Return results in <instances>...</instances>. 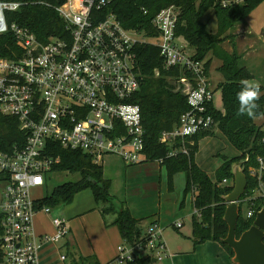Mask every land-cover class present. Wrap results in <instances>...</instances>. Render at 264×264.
<instances>
[{
	"label": "built area",
	"instance_id": "1",
	"mask_svg": "<svg viewBox=\"0 0 264 264\" xmlns=\"http://www.w3.org/2000/svg\"><path fill=\"white\" fill-rule=\"evenodd\" d=\"M241 1L220 2L227 7ZM114 2L65 0L54 10L67 35L41 43L27 29L6 23V12L19 11L27 3L0 0V35L11 32L20 52L14 59L0 58V115L14 119L20 133L8 146L0 147V184L4 185L0 194V264H52L44 263L48 250L55 253L51 257L57 256L58 264H71L66 255L54 251L69 233L66 219H51L53 235H38L33 227L36 214L51 212L39 207L42 197L34 199L32 194L41 190L58 163L50 155L52 145L80 151L96 165L109 156L128 166L147 162L141 111L130 102L139 89L137 45L156 47L166 70L179 68L189 73L175 82L183 87L188 110L178 125L159 139L170 147L168 156L188 155L187 147L193 145L188 139L202 132L215 133L216 123L207 110L209 104L213 107L214 91L207 80L205 61L194 59L175 36L180 10L175 6L159 10L151 19L156 36L150 37L124 29L112 12L105 13ZM261 130L264 133V125ZM256 163L248 173L256 179L257 187L251 196L242 202L239 199V204L247 207L258 198L263 199L264 207V156H258ZM218 186L232 187L233 183L224 179ZM253 214L247 208L244 217ZM173 227L179 229L181 223ZM142 232L141 241H122L115 256L102 264L162 261L163 229L151 223Z\"/></svg>",
	"mask_w": 264,
	"mask_h": 264
},
{
	"label": "trees",
	"instance_id": "2",
	"mask_svg": "<svg viewBox=\"0 0 264 264\" xmlns=\"http://www.w3.org/2000/svg\"><path fill=\"white\" fill-rule=\"evenodd\" d=\"M9 1H22L27 4L19 11L5 13L8 25L15 23L19 27L27 29L41 43H46L50 37L61 38L67 35L65 24L54 10L65 0ZM220 1L115 0L113 5L105 10V13L112 12L124 29L144 32L145 35L154 37L156 32L152 28L151 19L159 10L175 6L180 10L175 36L182 39L186 46L193 50L194 59L205 61L204 65L207 71L211 59L205 60V58L209 53L220 61L221 64L217 68V72L223 79V82L218 85L222 110L213 108L211 104L207 110L216 123L217 131L239 152V155L230 159L221 156L222 164L215 170L213 179H210L195 163L199 141L213 136V132L198 133L188 139L193 141V145L187 147L188 155L169 157L170 147L159 142L161 134L176 127L180 116L188 110L183 87L175 84L178 78L189 77L186 70L179 68L166 70L156 47L137 45L134 51L139 89L130 102L137 104L141 111L144 154L147 162H158L164 168L168 191L173 190V178L176 174L183 173L185 176L183 195H191L192 206L197 212L191 216L193 245L206 241L218 242L231 258L232 250L222 244L221 240L226 237L228 230L223 221L225 203L222 197L230 193L232 187H220L218 184L224 179L233 183L230 173L231 165L246 160L243 166L247 185L240 198L241 202L251 196L257 187V181L250 177L248 168L257 167L256 158L264 156V144L262 143L264 133L261 130L264 122H256L257 119L264 117V88L258 86L261 95L256 102L255 115L249 117L246 114H240L237 93L247 81L253 78V75L241 62L238 54L235 52L230 54L220 49V43L226 39H232L233 35L230 31H233L241 23L252 8L264 0H242L240 3L227 7H222ZM210 9L214 11L216 19L215 34L207 32L201 21V18ZM19 54V47L14 35L11 32L0 35V58L14 59ZM18 137H20V133L17 130L16 121L0 115V147L8 146ZM52 146L50 155L57 158L58 163L51 172L78 174L79 179L54 187L50 195L40 200L39 207L52 209L59 205L69 204L78 193L89 190L94 202L103 205L100 210L102 219L104 220L108 215L114 217L110 225L117 228L122 241L129 244L141 241L143 232L140 225L147 219H135L126 206L116 207L112 203L109 192L110 181L103 177L102 166L92 163L91 158L80 151L63 149L58 144ZM241 204H239V212ZM262 205L263 199L258 198L254 201L253 206L248 205L247 207L253 210L252 217L247 219L244 216H239L235 229L236 238H239L252 225L255 214ZM103 222L107 226L106 221ZM88 263L100 264L90 256L71 260V264ZM138 264H148V262L141 260Z\"/></svg>",
	"mask_w": 264,
	"mask_h": 264
},
{
	"label": "rangeland",
	"instance_id": "3",
	"mask_svg": "<svg viewBox=\"0 0 264 264\" xmlns=\"http://www.w3.org/2000/svg\"><path fill=\"white\" fill-rule=\"evenodd\" d=\"M201 21L204 23L207 32L210 34L216 33L217 24L212 9L206 12L201 18ZM241 22L252 31L253 36L258 38L261 46L264 48V2L252 8ZM238 28L239 25L233 31H230L233 38L222 41V43H220V49L230 54L232 52L238 53ZM178 39L182 43V40L180 38ZM182 44L185 45L184 43ZM185 50L189 53H193V50L186 45ZM208 59H211V63L208 69L209 74H207V80L213 91L215 90L213 108L221 111V97L217 84L218 82H223V79L216 71V68L220 66V61L212 57L210 53L205 58V60ZM245 65L252 74H254L251 84L257 82L259 85L264 86V59L252 60L249 58ZM261 118L263 119H260L258 122H264V117ZM238 155L239 152L233 148L216 129L213 136L200 140L195 161L197 165L208 174L209 178L213 179L215 170L222 164L221 156L230 159ZM101 165L104 171V178L110 181V195L112 197V203L116 207L122 205L126 206V202H128V208L130 209L131 207L134 212L138 213L139 210L146 206L143 204L145 202L149 203L152 199V208L155 210L154 212H159L162 216V222L168 223L165 227H161L163 229L162 238L165 244V252L163 253L164 258L161 262L155 264H177L176 261L171 262L169 260L170 257L167 256L177 251L179 253H184L185 251L191 253L193 249L191 219L189 217L192 211L190 203L191 196L190 194H187V196L185 195L186 197L183 195L185 186V176L183 173L174 176V189L168 191L165 170L158 165L157 162H148L138 167H130L114 157L111 159L104 158ZM159 168H161V171H159ZM78 179V174L50 172L44 186L41 190L33 192L32 198H44L50 195L53 188L57 185L65 182H75ZM3 190L4 185L0 184V194ZM102 208V204H96L94 202L91 192L85 190L78 193L71 203L52 208L49 215L42 213L36 214V230L41 234H53L54 229L51 225V219L55 217L64 218L67 221V226H69L68 229L70 228L71 230L68 235L57 244L58 246H56L54 251L56 253L58 252V254L66 255L67 262H71L72 259L78 260L80 257L85 258L89 256L96 259L94 246L100 248L99 241L101 237L99 232L103 226L106 227L103 221L105 220L106 224H109L114 218L112 215H108L105 216L103 220L100 215V210ZM246 210L247 205L245 203L241 204L239 216H245ZM88 214H92V216L88 217L90 221L86 220L85 223L84 221H79L81 217ZM177 221L183 222L184 225L182 228L175 229L172 227L171 224ZM54 254L52 250H48L47 253L44 254V256L48 258L44 263L53 262L52 264H58L56 262L57 256L51 257ZM109 254L110 251L104 249L101 251L100 255H98L100 256L97 257L98 261L104 260ZM208 260L210 263L213 261L212 257Z\"/></svg>",
	"mask_w": 264,
	"mask_h": 264
},
{
	"label": "crops",
	"instance_id": "4",
	"mask_svg": "<svg viewBox=\"0 0 264 264\" xmlns=\"http://www.w3.org/2000/svg\"><path fill=\"white\" fill-rule=\"evenodd\" d=\"M242 23L243 22H241L239 24V28L237 29V40H238L237 41V46H238V48H237V52L238 53L237 54L240 56L241 62L242 63L244 62L243 64L246 67L245 63H247V60H249V58L252 59V60H260L261 58L264 59V48L261 46V43L259 42L258 38H255L253 36L252 31L244 23L243 24ZM180 43H181V41H180ZM182 43H184V42L182 41ZM217 68H216V71H217ZM248 71L252 74V72L249 69H248ZM208 74H209V71H208ZM252 75L254 77V74H252ZM251 81L253 82V79L247 81L246 84H248V83L251 84L252 83ZM219 83H221V82H218L217 85H219ZM254 83L255 84H251V85L262 86V85H259L257 82H254ZM262 87L264 88V86H262ZM218 91L220 93V90H218ZM214 93H215V90H214ZM220 97H221V95H220ZM221 110H222V105H221ZM260 119H263V118H260ZM260 119H257L256 122H258ZM258 123H261V122H258ZM106 158L111 159V158H114V156H109V157H106ZM115 158H118V157H115ZM195 159H196V155H195ZM144 163H148V162H143V163H140V164L131 165L130 167H138L139 165L144 164ZM195 163H196V161H195ZM158 165H159V163H158ZM196 165H197V163H196ZM159 171H161V168H159ZM103 174H104V171H103ZM166 186H167V181H166ZM173 189H174V186H173ZM109 192H110V189H109ZM190 203H191L192 211L189 214V217L191 219V216L193 214H195V210H194V208L192 206V197H190ZM143 205H146V206H144V208L139 210V212L137 213V212H134V210L131 207L129 209L128 208V202H126V206L129 209V211H130V213H131L133 218H135V219H147V220L143 221L141 223V225H140L142 231H144V229L148 225H150L152 222H155L157 225H159L162 228L165 227L166 225H168L167 222H162V220H161L162 216H161V214L159 212H154L155 210L152 208V199H151V201L149 203L145 202ZM183 206H184V204H183ZM89 216H92V214H88V215H85V216L81 217L79 219V221H84V223L86 222V220L90 221L88 219ZM178 222L181 223V227L180 228H182L183 225H184L182 221L181 222L177 221V222L172 223L171 224L172 227H173V224L178 223ZM35 223H36V221H35V217H34V219H33L34 232L36 234H38V235H41L40 232H37ZM191 228H192V226H191ZM70 230L71 229L69 228V231ZM53 234H54V232H53ZM53 234H50V235H53ZM99 234H100V237H101V240L99 241L100 242L99 246H100L101 249L100 248H96V246H94V254L96 255L97 262L102 264V263H106V262L110 261L115 256L116 250H117V246H118L119 243L122 242V240H121V238L119 236L117 228L115 226L110 225V223L109 224L107 223L106 227L103 226V228L100 230ZM112 234H114V235H112ZM46 235H49V234H46ZM114 245H115V248H114ZM104 249L109 250L110 254H109V256L107 258H104V260L98 261L97 257H100L98 255H100L101 251H103ZM179 251H180V249H179ZM167 257H170L169 260L171 262L172 261H176L177 264H209L210 262H209L208 259H210L211 257H212L213 261L210 264H232L231 261H230V258L228 256V253L221 246V244H219L218 242H215V241H206L204 243L197 244L195 246L193 245V249H192L191 253L186 252V251L184 253H179L177 251V252L172 253L170 256H167ZM166 260H168V259H166ZM152 263H155V261H152Z\"/></svg>",
	"mask_w": 264,
	"mask_h": 264
},
{
	"label": "water",
	"instance_id": "5",
	"mask_svg": "<svg viewBox=\"0 0 264 264\" xmlns=\"http://www.w3.org/2000/svg\"><path fill=\"white\" fill-rule=\"evenodd\" d=\"M245 161L231 165L232 190L222 197L225 203L223 221L228 230L221 243L232 250L233 256L230 258L232 264H264V207L256 212L252 225L239 238H236L235 234L239 218V199L244 194L247 185L243 166Z\"/></svg>",
	"mask_w": 264,
	"mask_h": 264
},
{
	"label": "clouds",
	"instance_id": "6",
	"mask_svg": "<svg viewBox=\"0 0 264 264\" xmlns=\"http://www.w3.org/2000/svg\"><path fill=\"white\" fill-rule=\"evenodd\" d=\"M261 95L260 89L257 85L245 84L239 93H237V100L240 102L238 112L246 114L249 117L255 115L254 110L257 107V100Z\"/></svg>",
	"mask_w": 264,
	"mask_h": 264
}]
</instances>
